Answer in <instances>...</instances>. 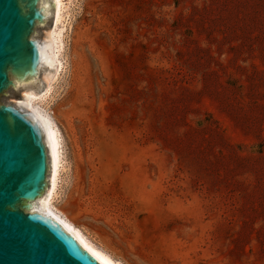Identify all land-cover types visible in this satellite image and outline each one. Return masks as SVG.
<instances>
[{
    "label": "rangeland",
    "instance_id": "obj_1",
    "mask_svg": "<svg viewBox=\"0 0 264 264\" xmlns=\"http://www.w3.org/2000/svg\"><path fill=\"white\" fill-rule=\"evenodd\" d=\"M62 2L53 205L123 264H264V0Z\"/></svg>",
    "mask_w": 264,
    "mask_h": 264
},
{
    "label": "water",
    "instance_id": "obj_2",
    "mask_svg": "<svg viewBox=\"0 0 264 264\" xmlns=\"http://www.w3.org/2000/svg\"><path fill=\"white\" fill-rule=\"evenodd\" d=\"M54 0H0V264H102L45 208L54 158L27 110L56 71Z\"/></svg>",
    "mask_w": 264,
    "mask_h": 264
},
{
    "label": "bare ground",
    "instance_id": "obj_3",
    "mask_svg": "<svg viewBox=\"0 0 264 264\" xmlns=\"http://www.w3.org/2000/svg\"><path fill=\"white\" fill-rule=\"evenodd\" d=\"M55 12L54 19L50 30L51 42H52V55L56 63V71L49 80L46 88L37 96L30 95L27 102V110L36 115L40 122L45 126L47 133L50 138L53 158H54V169L52 173V185L49 193V197L45 202V208L53 215L63 227L73 234L76 239L85 247L91 254H93L102 264H123L118 259L114 258L109 252L96 246L84 233L78 228L66 215L59 211L52 203V196L56 188L57 177L59 172V166L61 162V133L55 120L47 110L40 104L49 94L53 81L55 80L61 62L59 59V51L61 50V33L63 26L60 25L62 20V0H54ZM46 100V99H45Z\"/></svg>",
    "mask_w": 264,
    "mask_h": 264
}]
</instances>
